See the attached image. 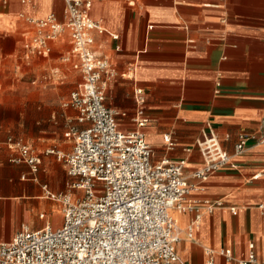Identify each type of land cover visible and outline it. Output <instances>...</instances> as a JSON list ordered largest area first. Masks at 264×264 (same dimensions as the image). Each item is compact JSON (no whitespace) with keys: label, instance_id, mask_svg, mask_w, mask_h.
I'll use <instances>...</instances> for the list:
<instances>
[{"label":"crops","instance_id":"0c3cea01","mask_svg":"<svg viewBox=\"0 0 264 264\" xmlns=\"http://www.w3.org/2000/svg\"><path fill=\"white\" fill-rule=\"evenodd\" d=\"M64 9V0L0 2V88L7 79L19 81L20 74L31 71L48 83L56 78L50 70L62 67L57 60L80 78L75 87L82 80L72 63L63 60L71 50L68 33L49 55L23 58L24 33L31 28L26 17L55 13L64 20ZM90 14L106 29L96 34V52L117 71L107 85L106 103L129 113L121 122L124 129L136 128L131 118L143 111L156 160L186 158L190 174L203 164L197 140L209 130L207 125L230 154L241 132L264 131V0H96ZM31 88L16 94L9 105L26 118L14 123L12 134L0 130V242L11 241L24 225L42 229L63 224V204L49 191L81 194L64 162L46 153L73 148L68 129L71 120L77 123L78 112L65 103L74 88L66 98ZM166 134L177 143L172 149L166 146ZM20 143L38 157L37 172L15 161ZM233 165L205 181L189 178L195 185L187 197L190 205L209 201L222 206L202 210L199 218L193 208L173 210L181 230L197 221L194 237L181 233L177 243L189 264H204L207 247L246 258L250 242L264 260V144L250 145L234 157ZM215 264L228 262L217 254Z\"/></svg>","mask_w":264,"mask_h":264},{"label":"built area","instance_id":"2783aa9c","mask_svg":"<svg viewBox=\"0 0 264 264\" xmlns=\"http://www.w3.org/2000/svg\"><path fill=\"white\" fill-rule=\"evenodd\" d=\"M64 1V20L55 13L26 17L31 28L24 33L23 58L29 61L49 55L55 42L66 33L70 36L71 50L63 60L82 74L65 103L78 112L77 123L71 120L68 129L74 144L69 152L49 148L46 153L64 162L74 179L73 188L81 194L49 191L51 198L63 204V224L42 229L24 225L11 241L0 242V264H189L177 251L182 230L173 210L193 208L199 218L202 210L212 212L222 206V202L209 201L190 205L187 197L195 185L189 178L205 181L234 166V157L244 154L250 145L264 144V131L241 132L230 154L215 129L207 125L209 130L197 140L203 164L190 174L186 158L156 160L146 139L144 127L149 118L143 111L131 118L136 128L124 129L121 122L129 113L106 103L107 85L117 71L96 52V34L106 32L90 14L96 0ZM112 37L119 39L116 34ZM164 138L167 148L177 145L170 134ZM18 149L20 156L15 161H24L37 172L40 161L32 148L20 143ZM196 227L197 221L187 227L190 238ZM205 250L204 264H215L217 254L228 264H264L255 242L249 243V253L242 259L234 257L230 249Z\"/></svg>","mask_w":264,"mask_h":264},{"label":"rangeland","instance_id":"374dc122","mask_svg":"<svg viewBox=\"0 0 264 264\" xmlns=\"http://www.w3.org/2000/svg\"><path fill=\"white\" fill-rule=\"evenodd\" d=\"M56 63H59L62 67L55 66L50 70L53 77V80L44 83L41 79H38L40 76L37 72L31 71L28 74H20L21 80L13 81L11 78L7 79L3 86L0 88L1 103H0V130L4 134L13 133L14 123H18L26 118L24 115H15L14 112L9 109L10 103H12L13 97L21 92L27 91L29 87L35 92H54L62 95L66 98L70 91L75 87L76 83L80 78H75L72 75V70L70 67H67L62 61L57 60ZM67 75V76H66ZM61 78H64L61 80ZM33 84V82H35Z\"/></svg>","mask_w":264,"mask_h":264},{"label":"bare ground","instance_id":"6f19581e","mask_svg":"<svg viewBox=\"0 0 264 264\" xmlns=\"http://www.w3.org/2000/svg\"><path fill=\"white\" fill-rule=\"evenodd\" d=\"M186 233L187 237H189V235L187 234L186 232V229L182 227V237H183V234Z\"/></svg>","mask_w":264,"mask_h":264}]
</instances>
